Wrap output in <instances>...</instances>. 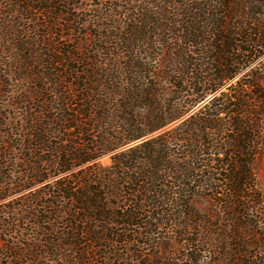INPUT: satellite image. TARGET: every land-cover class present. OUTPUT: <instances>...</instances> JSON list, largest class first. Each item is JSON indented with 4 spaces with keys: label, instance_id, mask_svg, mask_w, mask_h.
<instances>
[{
    "label": "trees",
    "instance_id": "trees-1",
    "mask_svg": "<svg viewBox=\"0 0 264 264\" xmlns=\"http://www.w3.org/2000/svg\"><path fill=\"white\" fill-rule=\"evenodd\" d=\"M86 1L0 5V264H264V0Z\"/></svg>",
    "mask_w": 264,
    "mask_h": 264
},
{
    "label": "rangeland",
    "instance_id": "rangeland-1",
    "mask_svg": "<svg viewBox=\"0 0 264 264\" xmlns=\"http://www.w3.org/2000/svg\"><path fill=\"white\" fill-rule=\"evenodd\" d=\"M11 2H9V0H0V5L2 7V10L5 12L8 9H13L16 8L14 6H18V7H23L25 6V4H21V0H11ZM27 2V0H25ZM8 4L11 5V7H8ZM33 4V3H32ZM29 5L30 7H32L34 9L33 14L31 15L30 19L28 21H18L17 19H14V17L11 18L8 26L9 27H16L17 25L22 26L25 30V37H24V41L28 42L29 44H34L36 45L37 42L41 43H45V44H52L54 48L56 49H62L64 50L65 44H67L66 40L64 38H60L61 33V25L56 23L55 26L51 25V21L49 19H47V17L44 14V11H40V9H37L35 7H33V5ZM36 4V3H35ZM96 4H99L98 0H88L86 1L83 6H84V12L82 13V15L80 16V21L86 23L90 17L94 14L93 8ZM42 9V5L40 7ZM80 34L83 33H87V34H93L94 33V29L93 27H87V28H81L80 29ZM66 34V33H64ZM76 35L71 36L70 42L73 43L77 38ZM64 42H66L64 44ZM32 50H39L38 49H32ZM51 54V53H50ZM49 54V55H50ZM0 59L4 60V65H6L7 68H3L1 67L0 71H7L9 72V66L8 64L10 63V61L16 60V55H14L12 52L7 51V52H3L2 56ZM262 64L258 65L257 67H259V69H263L264 68V58L261 59ZM11 72V73H10ZM10 78L7 79L8 84H10V89L11 91L15 90V86H17V82L14 81L12 79L13 75V69L10 71ZM33 73H37V70H34ZM46 73V70L44 71V74ZM43 74V75H44ZM260 85H262L264 87V78L261 79L259 81ZM22 85V84H20ZM7 88L3 87L1 89L2 92L6 91ZM7 101V99H5L4 97L0 96V105L5 104ZM3 102V103H2ZM3 111V109H2ZM2 111H0V113L2 114ZM3 129H0V131H2ZM264 137V136H263ZM103 162L107 163L108 160L107 158H103ZM255 170H256V175H257V180H258V184L261 188V191L264 195V140H263V146L261 149V152L259 154V156L257 157L256 161H255ZM13 199V198H11ZM7 202V201H5ZM179 242V236L177 235H173V234H169L168 236H164V239L161 241V243H159V247L157 251L155 252V256H154V261L158 262L161 260V258L163 256H168L170 254H172L174 251V246L175 244H179L178 246H181ZM177 247V246H175ZM208 254L207 253H203L202 255L200 254L199 257V264H207L208 262Z\"/></svg>",
    "mask_w": 264,
    "mask_h": 264
},
{
    "label": "water",
    "instance_id": "water-1",
    "mask_svg": "<svg viewBox=\"0 0 264 264\" xmlns=\"http://www.w3.org/2000/svg\"><path fill=\"white\" fill-rule=\"evenodd\" d=\"M145 139H147V138H145Z\"/></svg>",
    "mask_w": 264,
    "mask_h": 264
}]
</instances>
